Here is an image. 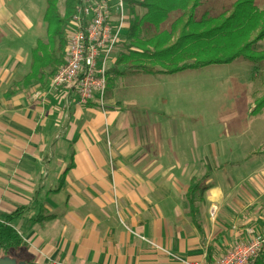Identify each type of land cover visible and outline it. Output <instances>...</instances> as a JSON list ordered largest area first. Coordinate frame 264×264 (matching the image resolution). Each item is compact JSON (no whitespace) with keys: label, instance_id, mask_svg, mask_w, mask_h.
<instances>
[{"label":"crops","instance_id":"1","mask_svg":"<svg viewBox=\"0 0 264 264\" xmlns=\"http://www.w3.org/2000/svg\"><path fill=\"white\" fill-rule=\"evenodd\" d=\"M12 6L0 2V215H13L32 264H216L248 229L264 237V146L248 169L233 163L230 184L218 157L189 163L168 144L184 71L120 69L123 46L102 101L80 105L74 92L50 93V76L24 83L41 39L28 46L15 31L38 16L17 19Z\"/></svg>","mask_w":264,"mask_h":264},{"label":"trees","instance_id":"2","mask_svg":"<svg viewBox=\"0 0 264 264\" xmlns=\"http://www.w3.org/2000/svg\"><path fill=\"white\" fill-rule=\"evenodd\" d=\"M129 6L145 10L134 15L125 35V54L120 61L125 70L147 74H175L199 70L206 66L232 63L236 59L264 61V51L255 46L264 39V9L255 0H237L228 13L197 18L196 11L204 0H126ZM58 0H47L44 14L47 42L38 40L31 52L30 74L24 83L42 81L64 65L65 38L79 0H64L61 15ZM179 13L170 30H162L169 14ZM145 30L146 38L139 34ZM157 67H161L159 70ZM117 65L111 71H117ZM110 71V69L108 70ZM47 72V74H46ZM254 111L264 107V97ZM13 215H0V258L9 257L32 264L21 236L12 227Z\"/></svg>","mask_w":264,"mask_h":264},{"label":"rangeland","instance_id":"3","mask_svg":"<svg viewBox=\"0 0 264 264\" xmlns=\"http://www.w3.org/2000/svg\"><path fill=\"white\" fill-rule=\"evenodd\" d=\"M4 1L0 0L1 3ZM10 1H13L12 8L17 10L14 15L17 19L24 16L31 20L38 16V24L29 25V30L26 31L17 30L15 34L22 35L23 32L30 41L28 46L34 44L37 38L47 42V29L43 20L47 0ZM235 1L237 0H204L196 11V17L228 13ZM255 4L258 10L264 9V0H255ZM57 8L63 15L64 0H58ZM125 9L128 20L134 16L131 9L138 17L144 13L138 6L128 5L127 9L125 4ZM178 16L179 13L175 12L169 14L161 29L170 30ZM146 36L148 37V34L145 30L139 34L140 38ZM124 42L121 37L116 47L117 52L123 49ZM255 48L258 52L264 51V39ZM23 63L26 64L27 60H23ZM119 65L122 69V65ZM157 68L161 70V67ZM183 75L184 104L180 107L184 111L176 112L173 117L175 124L169 131L168 144H172L179 153L183 149L181 158L189 163L193 159H206L207 156L218 157V162L227 167L225 173L233 177L230 180L232 184L239 177V173L233 170V167L237 166L234 164L238 162L241 166L239 172L248 169L253 164L251 152H259V148L264 146V121L257 116L260 109L255 112L253 106L251 112L256 118L249 120L242 114L246 102L251 104L264 97V61L249 62L236 59L229 64L211 65L194 71L186 70ZM22 81L21 79L18 84ZM260 158L263 159L264 156ZM258 234L263 236L260 232Z\"/></svg>","mask_w":264,"mask_h":264},{"label":"built area","instance_id":"4","mask_svg":"<svg viewBox=\"0 0 264 264\" xmlns=\"http://www.w3.org/2000/svg\"><path fill=\"white\" fill-rule=\"evenodd\" d=\"M125 4L126 0H79L67 28L64 65L52 76L50 93L74 92L80 105L94 97L102 101L111 57L128 28ZM216 210L212 206L211 217ZM263 251L264 237L248 229L247 240L234 243L216 264H253Z\"/></svg>","mask_w":264,"mask_h":264},{"label":"water","instance_id":"5","mask_svg":"<svg viewBox=\"0 0 264 264\" xmlns=\"http://www.w3.org/2000/svg\"><path fill=\"white\" fill-rule=\"evenodd\" d=\"M0 264H26L23 261H18L14 258H9V257H3L0 258Z\"/></svg>","mask_w":264,"mask_h":264},{"label":"flooded vegetation","instance_id":"6","mask_svg":"<svg viewBox=\"0 0 264 264\" xmlns=\"http://www.w3.org/2000/svg\"><path fill=\"white\" fill-rule=\"evenodd\" d=\"M17 262H18V260H17Z\"/></svg>","mask_w":264,"mask_h":264}]
</instances>
